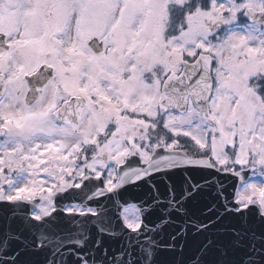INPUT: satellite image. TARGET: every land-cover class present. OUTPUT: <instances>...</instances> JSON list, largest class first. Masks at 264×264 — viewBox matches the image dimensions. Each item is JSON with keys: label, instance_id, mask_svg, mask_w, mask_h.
Listing matches in <instances>:
<instances>
[{"label": "snow or ice", "instance_id": "1", "mask_svg": "<svg viewBox=\"0 0 264 264\" xmlns=\"http://www.w3.org/2000/svg\"><path fill=\"white\" fill-rule=\"evenodd\" d=\"M0 264H264V0H0Z\"/></svg>", "mask_w": 264, "mask_h": 264}]
</instances>
